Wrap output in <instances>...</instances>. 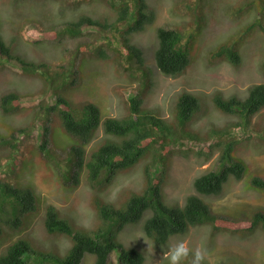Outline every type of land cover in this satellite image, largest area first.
I'll list each match as a JSON object with an SVG mask.
<instances>
[{
    "label": "rangeland",
    "instance_id": "rangeland-1",
    "mask_svg": "<svg viewBox=\"0 0 264 264\" xmlns=\"http://www.w3.org/2000/svg\"><path fill=\"white\" fill-rule=\"evenodd\" d=\"M147 1L154 8L155 19L130 36L143 49L147 70H134L135 76H131L114 59H103L94 53L97 44L109 39L120 47L116 39L126 23L115 28V35L114 30L103 33L89 27L78 38L65 35L59 40L58 36L47 38L43 33L85 13L115 21V10L105 0H0V35L10 45L11 53L26 60L46 62L54 76L55 72L60 74L52 85L42 71L28 74L16 60L0 54V99L10 91L22 95L17 110L4 112L0 107V137L5 141L0 144V180L31 188L36 201V207L23 214L20 227L2 226L0 254L11 242L25 237L34 251L26 255L29 263L42 264V254L63 255L72 239L60 231H47L44 221L49 205L59 216L69 218L75 229H95L101 225L95 195L118 205L127 193L142 189L144 166L150 155L120 171L100 191L90 185L85 163L109 137L103 130V119L127 115L131 96L141 97V112L151 111L173 119L179 96L191 92L198 98L199 107L187 128L208 136L206 142H210L214 140L209 135L212 129L222 130L239 120L238 116L220 110L213 98L220 94L243 99L252 84L264 82V0ZM130 4L136 8V0H130ZM158 26L180 29L182 42L189 47L190 63L176 76L160 72L153 62ZM78 42H82V49L76 58ZM222 44L238 50V64L215 54ZM73 78L75 83H71ZM55 90L67 99L75 116L87 103L99 107L101 123L87 143L63 128L59 107L52 108ZM20 128L26 130L19 132ZM230 131V136L237 140L232 156L242 158L246 164L243 177L230 176L220 194L203 197L216 214L248 217L258 207L264 211V187L250 184L253 176L264 178V138L259 135L264 133V106L250 116L248 126L242 121ZM179 141L167 154L169 169L162 198L169 204H183L189 194L196 193V176L209 169H220L218 152L209 159L196 154L195 150L205 142L189 137ZM80 146L85 159L79 182L74 183L73 147ZM155 173L156 168L152 169ZM147 214L146 211L117 234L123 245L143 254V264H169V248L179 240L192 250H206L202 264H264V229L260 225L236 232L214 229L208 223L196 224L184 233L171 235L163 244H154L142 229ZM93 260L94 254L87 252L80 264H91ZM109 260L118 264L117 248L110 251ZM182 264H191V255Z\"/></svg>",
    "mask_w": 264,
    "mask_h": 264
},
{
    "label": "trees",
    "instance_id": "trees-1",
    "mask_svg": "<svg viewBox=\"0 0 264 264\" xmlns=\"http://www.w3.org/2000/svg\"><path fill=\"white\" fill-rule=\"evenodd\" d=\"M105 1L115 10V21L85 13L53 30L51 28L44 31V35L58 36L59 40L65 35L78 38L86 27L103 33L114 30L112 34L115 35V28L126 23V27L116 39L120 47L109 39L97 44L94 53L103 59H114L131 76H135L134 70L146 72L143 49L132 42L130 36L144 29L155 19L154 8L147 0H136V8L132 7L130 0ZM134 16L132 20L131 17ZM182 35V31L176 27L158 26L156 28L157 43L153 49V62L160 72L166 75L176 76L190 63L189 47L182 42ZM81 44L82 42L77 44L76 58L81 52ZM0 54L5 55L9 60H16L22 71L28 74H34L36 70L42 71L52 85L56 81L55 76L60 75L55 72L54 76L46 62L26 60L11 53L10 45L1 35ZM215 54L233 65L240 61L238 50L229 44L218 46ZM69 62L75 63L71 60ZM75 82L76 78H73L71 83ZM54 93L55 104L52 108L59 107L63 128L79 136L83 143H87L101 123L99 107L94 103H87L81 109V113L75 116L67 99L56 90ZM21 98L22 95L14 91L3 94L0 99L2 111L17 110ZM129 101L127 115L103 119L102 127L109 137L91 153L90 159L85 163L90 185L100 191L120 171L150 155V159L144 166L145 181L142 189L130 191L123 196L118 205L95 195L94 204L101 221L100 227L95 229H75L68 221L69 218L59 216L55 208L49 205L44 221L47 231H60L70 235L72 244L63 255L42 254L44 258L42 264H80L87 252L94 254L91 264H113L109 260V254L114 248L118 249V264H143V254L134 247L123 245L117 239V234L127 224L138 221L146 211L148 214L142 222V229L154 244H163L171 235L184 233L189 226L202 223H208L214 229L224 228L236 232L250 231L259 225L264 229V211L261 207L248 217L231 218L216 214L203 197V195L220 194L230 176L235 179L243 177L246 164L242 158L235 159L232 156L237 140L230 136V129L233 125L238 126L242 121L248 126L250 116L264 106V82L252 84L248 95L243 99L235 95L223 97L220 94L213 98L214 104L220 110L238 116L239 120L232 126H226L225 129H212L209 135L214 137V140L210 142H206L208 136L187 128V123L199 107L198 98L191 92L185 91L179 96L173 119L157 116L151 111L141 112L140 96H131ZM24 130L26 128L18 129L19 132ZM259 135L264 138V133ZM185 137L205 142L195 150L198 156L209 159L218 152L217 162L220 164V169L218 171L209 169L196 176L193 180L196 193L189 194L183 204H169L162 198L163 184L169 169L167 154L172 147L181 143L180 139ZM4 142V138L0 137V144ZM47 143L48 139L45 137L44 144ZM43 147L41 144V148ZM73 149L76 159L73 161L72 181L78 183L80 169L85 159L84 149L82 146L73 147ZM154 168L156 173L152 174ZM250 184L254 187H264V178L258 175L253 176ZM35 207V195L31 188L0 180V234L3 225L10 228L20 227L23 214ZM31 253L34 251L29 240L19 237L0 254V264H32L26 259V255Z\"/></svg>",
    "mask_w": 264,
    "mask_h": 264
},
{
    "label": "clouds",
    "instance_id": "clouds-1",
    "mask_svg": "<svg viewBox=\"0 0 264 264\" xmlns=\"http://www.w3.org/2000/svg\"><path fill=\"white\" fill-rule=\"evenodd\" d=\"M189 255H191V264H202L206 256V250L203 248L192 250L185 241L179 240L169 248V264H182V261Z\"/></svg>",
    "mask_w": 264,
    "mask_h": 264
}]
</instances>
